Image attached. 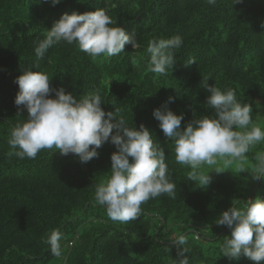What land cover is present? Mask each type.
Listing matches in <instances>:
<instances>
[{"label": "trees", "instance_id": "obj_1", "mask_svg": "<svg viewBox=\"0 0 264 264\" xmlns=\"http://www.w3.org/2000/svg\"><path fill=\"white\" fill-rule=\"evenodd\" d=\"M99 8L134 33L141 47L126 45L117 56L93 59L75 44L61 42L44 58L35 56L36 42L63 14ZM174 36L183 44L173 69L166 75L150 72L148 41ZM190 58L195 63L188 64ZM35 63L40 67L33 70L48 74L53 87L78 99L99 92L105 112L120 109L130 125L148 128L165 149L177 198L161 195L141 206L136 221L114 222L94 201L96 184L110 175L116 151L111 143L88 163L56 149L42 150L35 159L8 155L11 128L27 118L23 106L14 104V80ZM205 79L234 89L264 128V0H217L215 6L207 0H62L55 6L51 0H0V264H171L178 235L191 249L190 264H253L222 256L220 245L230 230L215 220L233 200L264 199V181L248 174L264 153V142L246 154L245 172L235 164L222 173L212 171L210 184L201 188L187 179L190 168L175 162L173 142L152 115L173 97L168 108L183 115L181 128L194 118L214 116L206 104ZM56 228L63 233L61 257L45 242Z\"/></svg>", "mask_w": 264, "mask_h": 264}, {"label": "clouds", "instance_id": "obj_2", "mask_svg": "<svg viewBox=\"0 0 264 264\" xmlns=\"http://www.w3.org/2000/svg\"><path fill=\"white\" fill-rule=\"evenodd\" d=\"M61 2L51 0V5ZM242 2L233 0L234 4ZM207 3L215 6L217 0ZM61 42L75 44L93 59L117 56L126 45L134 50L141 47L134 33L130 35L125 27L118 26L103 8L83 14H63L45 37L36 42L35 56L44 58L51 47ZM182 44L180 36L149 40L148 70L166 75L173 69L175 52ZM192 63L194 58L189 59L188 64ZM39 67V63L33 64L14 80L18 86L14 104L18 108L23 106L27 118L11 128L8 155L35 159L42 150L56 149L54 152L62 156L74 154L79 162L88 163L98 157L97 150L105 142L111 143L116 151L110 156V175L96 184L94 201L105 208L114 222L136 221L142 215L141 206L161 195L177 198V183L170 178L165 149L154 142L148 128L143 124L138 129L130 125L120 109L105 112L102 108L105 100L99 92L78 99L64 88L53 87L48 74L33 70ZM203 87L209 93L206 104L214 116L194 118L181 128L183 115L168 108L174 102L173 97H168L152 113L164 137L173 142L175 162L187 165L190 168L187 179L198 181L201 188L210 184L212 171L222 173L235 164L238 172H245L242 164L248 158L246 154L264 142V128L253 120L251 104L237 99L234 89L209 85L207 79ZM256 161L248 174L259 183L264 181V153ZM204 166L212 170L205 171ZM215 224L230 230V237H225L220 245L223 257L230 261L243 257L253 264H264V199L233 200ZM62 239L63 233L56 228L45 241L55 257L62 256ZM173 241L179 247L171 264H190L191 249L186 246L185 236L178 235Z\"/></svg>", "mask_w": 264, "mask_h": 264}]
</instances>
